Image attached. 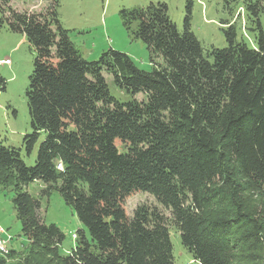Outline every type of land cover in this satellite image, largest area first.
<instances>
[{
    "label": "trees",
    "instance_id": "1",
    "mask_svg": "<svg viewBox=\"0 0 264 264\" xmlns=\"http://www.w3.org/2000/svg\"><path fill=\"white\" fill-rule=\"evenodd\" d=\"M13 1L0 0V28L25 35L34 55L26 152L46 135L32 166L20 148L0 141V185L12 186L34 260L175 264L166 216L146 204L132 214L125 207L130 195L147 192L170 210L182 245L200 264H264V222L245 201L251 190L264 195L261 1L246 2L254 45L224 22L227 46L207 54L191 28L194 0L183 30L165 2L123 8L126 29L164 60L149 70L114 48L84 58L62 24L59 0L44 11H19ZM106 72L129 100L112 95ZM36 180L45 184L43 195L57 190L84 226L69 254L60 249L65 234L46 222L40 198L27 190Z\"/></svg>",
    "mask_w": 264,
    "mask_h": 264
},
{
    "label": "rangeland",
    "instance_id": "2",
    "mask_svg": "<svg viewBox=\"0 0 264 264\" xmlns=\"http://www.w3.org/2000/svg\"><path fill=\"white\" fill-rule=\"evenodd\" d=\"M264 0H194L191 16V28L202 43L204 53L212 47L224 48L227 39L225 24L235 23L238 39L244 38L254 45L255 23L249 20L246 2ZM58 12L63 26L70 30V37L81 51L84 58L94 60L102 52L110 48L127 53L136 64L149 70L155 63H164L159 55L151 56L146 44L136 39L123 24L120 11L123 8L147 6L151 2H165L168 14L180 30L184 28L188 0H59ZM49 0H14L11 5L19 11H44ZM260 19L264 27V10ZM0 59L10 62L0 63V74L5 83H0V141L7 146L21 149L25 162L35 164L40 143L45 138L42 132L33 151L28 154L23 147L25 134L31 132L26 90L29 77L34 68V55L30 44L22 33L12 32L8 28H0ZM112 95L121 101H127L131 95L124 92L113 80V76L104 73ZM139 96V95H138ZM137 96V97H138ZM142 98V95L139 96ZM45 184L36 180L27 186V190L40 198L41 215L48 223H56L65 234L60 246L63 254H69L76 246L78 230L84 228L73 208L65 203L57 190L49 196L41 193ZM12 186L0 185V225L12 236L7 250H0V264H38L34 260L27 238L22 234V225L17 218L13 205ZM247 210L264 222V195L259 190H251L245 194ZM146 204L158 208L167 218L171 238L174 245L175 264H200L184 248L180 232L174 225L171 212L166 209L150 193L136 192L125 201L127 211L132 214L138 205ZM264 233V231H263ZM42 257H38L41 260ZM47 258L43 261L46 264ZM238 264H248L238 260ZM250 264V263H249Z\"/></svg>",
    "mask_w": 264,
    "mask_h": 264
},
{
    "label": "built area",
    "instance_id": "3",
    "mask_svg": "<svg viewBox=\"0 0 264 264\" xmlns=\"http://www.w3.org/2000/svg\"><path fill=\"white\" fill-rule=\"evenodd\" d=\"M9 59H0V63L6 64L9 63ZM59 166L62 167V164L59 163ZM12 236L8 231L0 225V250H7L8 244L11 241Z\"/></svg>",
    "mask_w": 264,
    "mask_h": 264
}]
</instances>
